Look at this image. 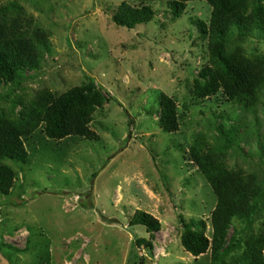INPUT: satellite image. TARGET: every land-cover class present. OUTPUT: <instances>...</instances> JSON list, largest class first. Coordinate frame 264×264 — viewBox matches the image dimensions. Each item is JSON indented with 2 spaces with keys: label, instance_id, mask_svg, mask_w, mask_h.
Masks as SVG:
<instances>
[{
  "label": "rangeland",
  "instance_id": "1",
  "mask_svg": "<svg viewBox=\"0 0 264 264\" xmlns=\"http://www.w3.org/2000/svg\"><path fill=\"white\" fill-rule=\"evenodd\" d=\"M168 1L0 0V26L14 24L17 9L26 39L41 37L37 62L21 79L0 78V118L17 122L39 98L54 100L89 79L108 99L91 114L90 138L50 140L40 125L24 141L27 163L3 161L16 178L0 195V264H212L211 249L195 257L181 243L182 223L203 221L197 231L210 242L213 235L218 199L200 165H222L256 184V194L264 189V37L235 33L228 46L259 79L252 107L222 89L199 98L197 81L211 65L212 8L189 1L175 17ZM247 1L248 14L264 7ZM123 4L149 7L152 20L116 25ZM163 97L175 107L172 132L160 126ZM231 126L230 147L221 130ZM260 196L252 225L233 218L227 238L236 229L245 239L264 232ZM137 212L158 221L153 239L131 224ZM137 239L152 240V248L135 246Z\"/></svg>",
  "mask_w": 264,
  "mask_h": 264
},
{
  "label": "trees",
  "instance_id": "2",
  "mask_svg": "<svg viewBox=\"0 0 264 264\" xmlns=\"http://www.w3.org/2000/svg\"><path fill=\"white\" fill-rule=\"evenodd\" d=\"M189 1L194 0H169L168 8L173 16L178 17ZM204 1L212 8L207 45L211 65L201 71L196 95L204 98L222 89L227 99L248 109L253 106L260 82L252 73L250 65L239 60L228 46L235 33L256 30L264 37V7L254 4L253 12L248 14L247 0ZM12 16H17L14 24L0 26V78L6 83L19 81L22 72L37 62L41 38L28 41L27 32L20 27L22 13L15 9ZM152 17L153 12L147 6L140 9L123 4L113 16V22L131 29L137 24L150 22ZM202 32L207 34L203 29ZM49 97L43 96L32 103L17 122L0 118V195L8 193L16 178L13 170L3 161L7 159L27 163L28 151L24 141L36 128L42 125L44 135L50 140H61L71 135L90 138L87 126L91 114L96 106L108 100L90 79L87 86L69 90L54 100H49ZM159 120L166 132H172L177 127L175 107L167 97L162 99ZM236 133L233 126L227 131L221 130L224 145L231 147ZM200 169L218 199L211 218L213 235L210 242L197 231V228L204 226L203 221L182 223L181 243L184 249L195 257L211 249L212 264H264V232L245 239L244 231L238 232L236 229L227 238L228 226L233 218L245 219L247 227L252 225L253 217L262 205L259 202L263 201L260 195H264V189L258 190L256 194V184L251 185V180L241 181L219 164H207V167L200 165ZM251 196L257 199L246 208L245 204ZM131 224L144 227L151 239L159 229L158 221L143 212H137ZM134 244L152 248V240L137 239Z\"/></svg>",
  "mask_w": 264,
  "mask_h": 264
}]
</instances>
